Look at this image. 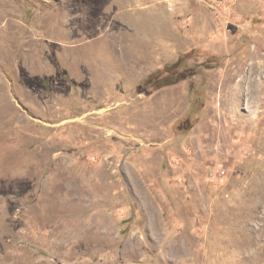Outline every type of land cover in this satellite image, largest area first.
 <instances>
[{"label": "rangeland", "instance_id": "1", "mask_svg": "<svg viewBox=\"0 0 264 264\" xmlns=\"http://www.w3.org/2000/svg\"><path fill=\"white\" fill-rule=\"evenodd\" d=\"M0 264H264V0H0Z\"/></svg>", "mask_w": 264, "mask_h": 264}]
</instances>
